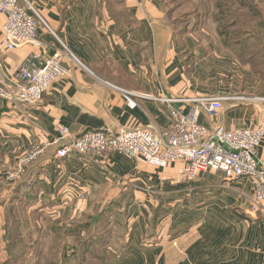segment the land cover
Masks as SVG:
<instances>
[{
    "label": "crops",
    "instance_id": "obj_1",
    "mask_svg": "<svg viewBox=\"0 0 264 264\" xmlns=\"http://www.w3.org/2000/svg\"><path fill=\"white\" fill-rule=\"evenodd\" d=\"M29 1L80 65L62 57L68 76L38 105L0 100V261L8 258L12 206L26 243L40 253L58 244V264H75L69 248L89 235L100 264H264V217L251 211L248 179L227 181L218 172L189 179L181 161L156 169L121 154L55 155L88 131L167 130L170 109L196 115L210 131L264 126V68L236 60L207 22L171 26L164 0ZM256 33L264 39V18ZM59 49L44 28L35 43L14 50L0 35V86L13 92L27 57L43 61ZM120 90L132 94L134 108ZM218 97L227 98L220 110H201L199 99ZM57 124L67 140L57 141ZM34 149L35 159L6 184L5 173ZM257 162L264 163V138ZM103 209L110 213L105 229L80 228Z\"/></svg>",
    "mask_w": 264,
    "mask_h": 264
},
{
    "label": "built area",
    "instance_id": "obj_2",
    "mask_svg": "<svg viewBox=\"0 0 264 264\" xmlns=\"http://www.w3.org/2000/svg\"><path fill=\"white\" fill-rule=\"evenodd\" d=\"M127 5L138 6V0H123ZM0 14L4 22L0 25L1 44L8 50H14L36 42L37 31L44 28L59 42L60 49L48 59L34 62L27 57L18 68L14 78L13 92L11 85L0 86V100L35 106L38 105L51 85L68 76L60 60L67 57L79 64L66 46L52 33L36 9L28 0H0ZM80 65V64H79ZM119 91V89H118ZM126 105L135 107L132 94L121 91ZM227 98L218 97L199 99L202 111L212 114L222 108ZM170 126L167 130L120 129L115 134L109 129L88 131L69 140L59 148L55 155L62 158L68 155L92 156L121 154L135 161H140L156 169H164L170 164L181 161L185 164L184 174L194 179L204 172L221 173L227 181L248 179L252 191L251 211L264 217V163L257 162V153L264 138V126L256 128H234L226 131H210L199 123L196 115L169 111ZM57 141L69 138L68 130L57 124L54 126ZM38 150L19 160L3 180L14 183L28 163L35 159Z\"/></svg>",
    "mask_w": 264,
    "mask_h": 264
},
{
    "label": "trees",
    "instance_id": "obj_3",
    "mask_svg": "<svg viewBox=\"0 0 264 264\" xmlns=\"http://www.w3.org/2000/svg\"><path fill=\"white\" fill-rule=\"evenodd\" d=\"M190 2V0H180L171 8H166V16L171 26L178 27L196 15L198 5L194 7ZM203 3L208 6V11L206 12L205 7L203 16L215 24V35L223 48L230 51L240 63H248L254 68L263 69L262 45L264 39L257 35L256 25L264 18V0H204ZM157 214L156 210L151 219L152 224L157 219ZM6 215V251L8 252V258L0 261V264H25L24 261H20L21 263H15V261L21 260L20 256L26 259V255H20V253L31 242H25L18 214L16 211L14 212L12 206L8 207ZM108 215H110L109 211L103 209L89 220L83 219L80 228L90 232L94 229L101 231L105 229ZM96 225H98L97 228ZM91 246V235H89L76 246V249L69 248L71 254L76 252L78 255L75 264H100L102 258L99 254L91 252ZM38 248L33 249L34 252L30 258L33 257L34 263L30 264H58L56 253L58 244H55L53 251L50 248L47 255L40 253Z\"/></svg>",
    "mask_w": 264,
    "mask_h": 264
},
{
    "label": "rangeland",
    "instance_id": "obj_4",
    "mask_svg": "<svg viewBox=\"0 0 264 264\" xmlns=\"http://www.w3.org/2000/svg\"><path fill=\"white\" fill-rule=\"evenodd\" d=\"M29 1V0H28ZM180 0H164L165 2V6L166 8H171L175 3L179 2ZM192 3V5L195 7L198 5V8L196 10V15L192 16L191 18H189L186 22H184L182 25H180L179 27H192V25H197L199 22H201L202 24L207 22L208 25H207V28H214L215 27V24H213L212 22H209V21H206L205 18H204V14L205 13V7H206V12L208 11V6H205L206 4L203 3L204 0H190ZM208 1V0H207ZM31 2V1H30ZM33 3V2H31ZM35 5V4H34ZM36 7V5H35ZM37 10H39L37 7H36ZM198 15V16H197ZM7 184V183H6ZM38 246H36L35 244H28L26 245L21 253V254H25L26 255V259H24L25 257L23 256H20V259L21 260H16L15 263H21L20 261H24L23 263H34L33 261V257H31V254H33L34 252V248L37 249ZM45 247L48 249V248H51V250L53 251L54 250V247H55V244H54V241H51V243H47L45 244ZM20 249V248H19ZM18 251V250H17ZM47 252L48 250L46 251V255H47Z\"/></svg>",
    "mask_w": 264,
    "mask_h": 264
}]
</instances>
